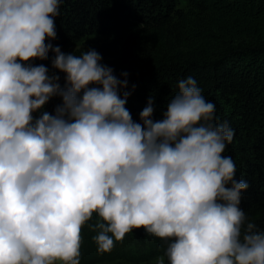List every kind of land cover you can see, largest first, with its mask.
<instances>
[{
	"label": "clouds",
	"instance_id": "obj_1",
	"mask_svg": "<svg viewBox=\"0 0 264 264\" xmlns=\"http://www.w3.org/2000/svg\"><path fill=\"white\" fill-rule=\"evenodd\" d=\"M62 2L0 0V264H80L94 214L98 254L142 228L169 241L154 264H264V231L240 207L248 184L222 155L234 131L215 104L189 76L161 119L150 97L134 121L127 73L94 49L46 43ZM50 51L63 86L32 63Z\"/></svg>",
	"mask_w": 264,
	"mask_h": 264
},
{
	"label": "trees",
	"instance_id": "obj_2",
	"mask_svg": "<svg viewBox=\"0 0 264 264\" xmlns=\"http://www.w3.org/2000/svg\"><path fill=\"white\" fill-rule=\"evenodd\" d=\"M59 13L56 38L46 43L65 54L94 49L117 78L127 73L126 108L136 122L150 97L153 119H161L178 82L189 76L197 81L204 98L215 104L216 122L227 121L234 131L222 155L234 161L235 179L248 184L241 209L264 231V0H63ZM71 44L77 46L68 50ZM53 56L50 51L47 60L32 63L44 64L63 86ZM57 100L44 111L54 114ZM97 219L94 214L82 229L86 260L154 264L164 255L169 241L142 228L126 234L116 252L98 254L96 233L89 228Z\"/></svg>",
	"mask_w": 264,
	"mask_h": 264
},
{
	"label": "rangeland",
	"instance_id": "obj_3",
	"mask_svg": "<svg viewBox=\"0 0 264 264\" xmlns=\"http://www.w3.org/2000/svg\"><path fill=\"white\" fill-rule=\"evenodd\" d=\"M76 46H77V44H71L68 46V50H72V49L76 48ZM59 103H60V100H57L56 105ZM120 243L121 242L116 243V247L114 248L115 252L120 249V247H119ZM118 263H121V262L118 261L117 259L115 260V259H111V258L110 259L104 258L103 260L95 258V259H92L90 261L86 260V258L82 257V256L80 258V264H118Z\"/></svg>",
	"mask_w": 264,
	"mask_h": 264
}]
</instances>
